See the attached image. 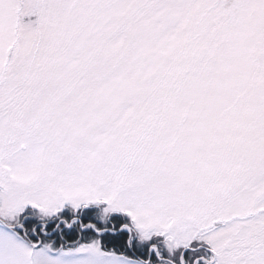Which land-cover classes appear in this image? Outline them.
Wrapping results in <instances>:
<instances>
[{
	"label": "snow or ice",
	"instance_id": "1",
	"mask_svg": "<svg viewBox=\"0 0 264 264\" xmlns=\"http://www.w3.org/2000/svg\"><path fill=\"white\" fill-rule=\"evenodd\" d=\"M0 264H264V0H0Z\"/></svg>",
	"mask_w": 264,
	"mask_h": 264
}]
</instances>
